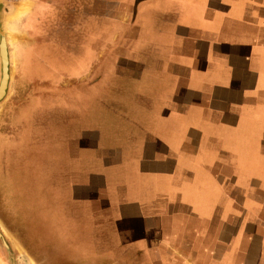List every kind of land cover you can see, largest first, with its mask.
<instances>
[{
    "label": "crops",
    "instance_id": "0c3cea01",
    "mask_svg": "<svg viewBox=\"0 0 264 264\" xmlns=\"http://www.w3.org/2000/svg\"><path fill=\"white\" fill-rule=\"evenodd\" d=\"M19 10L0 133L17 263L264 264V0Z\"/></svg>",
    "mask_w": 264,
    "mask_h": 264
},
{
    "label": "water",
    "instance_id": "95a60500",
    "mask_svg": "<svg viewBox=\"0 0 264 264\" xmlns=\"http://www.w3.org/2000/svg\"><path fill=\"white\" fill-rule=\"evenodd\" d=\"M6 0H0V12L2 13V19L0 14V61H1V80L6 79L3 96L0 97V101L7 95L10 81V60H9V48L6 40V33L4 30V15H5ZM2 22V23H1ZM3 24V25H2ZM3 33V35H2ZM1 88V84H0ZM0 242L3 247L7 249L11 264H18L13 254L10 245L6 242L2 232L0 231Z\"/></svg>",
    "mask_w": 264,
    "mask_h": 264
},
{
    "label": "rangeland",
    "instance_id": "374dc122",
    "mask_svg": "<svg viewBox=\"0 0 264 264\" xmlns=\"http://www.w3.org/2000/svg\"><path fill=\"white\" fill-rule=\"evenodd\" d=\"M12 1L14 2L16 0H6V6H10V3ZM24 13H25V11L23 12L22 10H19L15 15L10 16V17L4 19V27L7 29V31L8 30H15V28L17 27V22L19 21V19L21 18V16ZM8 33L10 34L9 31H8ZM0 35H1V33H0ZM2 35H3V33H2ZM11 42H12V44H10V52L12 54V59H11V63H12L11 71H12V73H11L10 81H11V86H12L13 83H14V81H15L13 74H14V72H16V64H17V62H16V60L14 58V54H15L14 53V51H15L14 47H15L16 41L14 40V41H11ZM0 80H1V61H0ZM0 84H1V82H0ZM9 100H10V97L9 96L7 97V95H6V97L0 101V133H3L4 132V129H5L4 122H3V118H4V114H5V106L7 105V103L9 102ZM0 229L2 231H4V224L3 223H0ZM1 245L3 246L2 243H1ZM78 247H80L79 244H78ZM19 257H21V258L18 259V262L20 264H25L26 262L23 259V255L22 256L19 255ZM24 257L25 258L27 257L28 260H29V262L31 264H35L34 259L32 258V256H30V255L27 254Z\"/></svg>",
    "mask_w": 264,
    "mask_h": 264
},
{
    "label": "bare ground",
    "instance_id": "6f19581e",
    "mask_svg": "<svg viewBox=\"0 0 264 264\" xmlns=\"http://www.w3.org/2000/svg\"><path fill=\"white\" fill-rule=\"evenodd\" d=\"M5 83H6V79H4V80L1 81L0 97L3 96Z\"/></svg>",
    "mask_w": 264,
    "mask_h": 264
}]
</instances>
